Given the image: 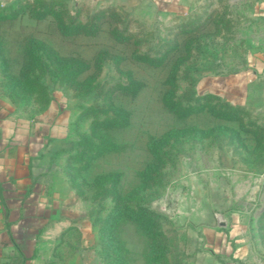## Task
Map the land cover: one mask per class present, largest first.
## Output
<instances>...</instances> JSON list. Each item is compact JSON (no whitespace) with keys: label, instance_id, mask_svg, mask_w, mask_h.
Segmentation results:
<instances>
[{"label":"rangeland","instance_id":"obj_1","mask_svg":"<svg viewBox=\"0 0 264 264\" xmlns=\"http://www.w3.org/2000/svg\"><path fill=\"white\" fill-rule=\"evenodd\" d=\"M0 52L1 129L45 143L35 264L264 262V0H0ZM162 195L153 226L103 230Z\"/></svg>","mask_w":264,"mask_h":264},{"label":"crops","instance_id":"obj_2","mask_svg":"<svg viewBox=\"0 0 264 264\" xmlns=\"http://www.w3.org/2000/svg\"><path fill=\"white\" fill-rule=\"evenodd\" d=\"M0 119H3L0 116ZM0 124V264H11V257L20 253L33 255L37 251V237L49 220L51 209L47 208L41 198L38 182L32 179L33 159L42 148V142L33 133L5 135ZM45 144L44 142H42ZM27 221V231L21 224ZM39 224H43L38 228ZM48 224V223H47ZM15 236L20 248L5 246V242ZM21 230V231H19ZM62 230V229H61ZM58 233L61 236L66 228ZM31 240V245L25 241ZM34 244V245H33ZM25 264H35L32 258ZM51 264V263H49ZM247 264V262H239ZM253 264H264L256 262Z\"/></svg>","mask_w":264,"mask_h":264},{"label":"trees","instance_id":"obj_3","mask_svg":"<svg viewBox=\"0 0 264 264\" xmlns=\"http://www.w3.org/2000/svg\"><path fill=\"white\" fill-rule=\"evenodd\" d=\"M21 10L23 11L24 10V7L21 8ZM16 16V15H15ZM45 17V16H44ZM60 28V27H59ZM91 28V27H90ZM62 32H64L63 34H78L81 30H84V31H87L88 29L86 28V26L84 25H81V24H77V25H70L68 28H65V29H62ZM60 30V31H61ZM98 31V28L97 29H94L93 27L88 31L86 32V34H89V35H96ZM122 40L124 41L125 39L122 38ZM0 57H2V53L0 52ZM139 61H143V62H148L152 65H160L162 63L161 60H151L150 58L146 57V56H138L137 57ZM58 59H61L60 61L62 62H65L67 61L68 63L70 61H73L75 64L79 58L77 57H67V58H58ZM82 68L77 66L75 67L76 69L74 70H71L73 71L71 75H76L77 73L81 72V70H86L89 68L88 65H85V64H82ZM74 73V74H73ZM145 86V84L139 80H137L136 78L134 77H131L130 78V82L126 85H122V86H119V91L116 92V94L118 95H124V96H127V97H130L132 99H134L135 97L138 96V94L140 93V91L142 90V88ZM119 92V93H118ZM196 112H198L199 110H195ZM187 114V113H186ZM189 114V112H188ZM124 123L126 124V121H124ZM120 124V123H111L109 121H103V126L104 127H109V128H115V127H119V126H125V124ZM37 136H38V133H36ZM38 144H41L39 148H43L44 144L42 142L38 143ZM96 146L93 147V149H95ZM98 148V146H97ZM110 149V147L107 146H104L102 148H99L100 152H105V151H108ZM155 157H157L156 159H158V156H156L155 154ZM92 158V157H91ZM155 164L152 163V164H149L148 166V170H146L145 174H144V179H145V182H143V185L135 188L132 192L133 194L135 193H138V189H140V187H143V188H146L147 187V184L146 182H151L153 181L154 179V172L155 170H153L155 168L154 166ZM152 194V193H151ZM150 194V195H151ZM153 196V195H151ZM116 197L120 200L121 198V194H116ZM143 198H139L137 203H136V207L135 208H131L130 206L126 205L125 203L121 204L120 202L118 203V205H116L114 207V213L113 214H110L106 219L103 220V230H105L109 235H112L114 234L113 233V230H114V227L117 223V219H119L120 217L122 216H126V215H129L131 216L132 220L137 222V224H139L141 227H144V226H147V227H151L153 226L152 223V219H153V215L156 214L157 212L158 213H161L160 210V203L161 202H165L167 203L168 201V198L165 197V196H160V197H156L155 200L153 199L151 201V199L148 201L150 205H146L145 203H143ZM156 206L154 208H150V206H153L155 205ZM146 214H149V216H147ZM130 218V219H131ZM114 219H116L114 221ZM147 224V225H146ZM21 227H22V230L27 231L26 228L28 227V223L27 221H24L23 224H21ZM146 228V227H144ZM10 231V230H9ZM21 231V230H19ZM11 232V231H10ZM112 241H117L118 243V239H114V240H111ZM110 242V241H109ZM25 243L27 245H31V240L29 239L28 241H25ZM113 244V245H111ZM106 243L104 244V247L106 248H110L112 246H115V243ZM20 244H18V242L16 241V238L15 236L12 234L11 232V237L8 241L5 242V246H15V247H19L20 248ZM33 255H30V254H26V253H20L19 256H13L11 257V264H25L27 261H29L31 258H32ZM156 262V261H155Z\"/></svg>","mask_w":264,"mask_h":264}]
</instances>
